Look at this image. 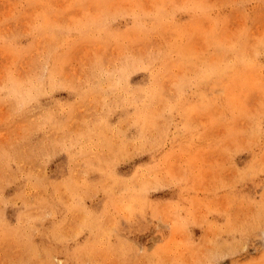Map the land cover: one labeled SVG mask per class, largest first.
<instances>
[{
    "label": "rangeland",
    "instance_id": "obj_1",
    "mask_svg": "<svg viewBox=\"0 0 264 264\" xmlns=\"http://www.w3.org/2000/svg\"><path fill=\"white\" fill-rule=\"evenodd\" d=\"M0 264H264V0H0Z\"/></svg>",
    "mask_w": 264,
    "mask_h": 264
}]
</instances>
